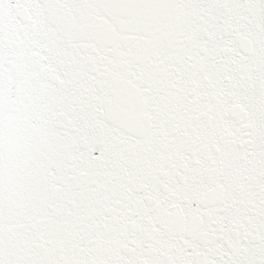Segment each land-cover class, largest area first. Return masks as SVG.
Masks as SVG:
<instances>
[{"label": "snow or ice", "instance_id": "1", "mask_svg": "<svg viewBox=\"0 0 264 264\" xmlns=\"http://www.w3.org/2000/svg\"><path fill=\"white\" fill-rule=\"evenodd\" d=\"M0 264H264V0H0Z\"/></svg>", "mask_w": 264, "mask_h": 264}]
</instances>
